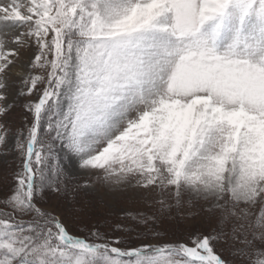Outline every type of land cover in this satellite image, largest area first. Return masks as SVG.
Masks as SVG:
<instances>
[{"label": "snow or ice", "instance_id": "1", "mask_svg": "<svg viewBox=\"0 0 264 264\" xmlns=\"http://www.w3.org/2000/svg\"><path fill=\"white\" fill-rule=\"evenodd\" d=\"M0 264H264V0H0Z\"/></svg>", "mask_w": 264, "mask_h": 264}, {"label": "rangeland", "instance_id": "2", "mask_svg": "<svg viewBox=\"0 0 264 264\" xmlns=\"http://www.w3.org/2000/svg\"><path fill=\"white\" fill-rule=\"evenodd\" d=\"M93 211H94L95 215L98 218H100V219H104L105 216H106V214H107V212H108V210L104 206L99 205V204H97L95 206V208L93 209ZM183 223H185V224H191L194 227L195 226H198L196 221H184ZM73 230L75 231V226H73ZM77 234H79V233H77Z\"/></svg>", "mask_w": 264, "mask_h": 264}]
</instances>
